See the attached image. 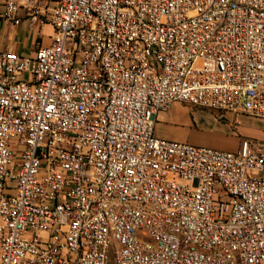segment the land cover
Wrapping results in <instances>:
<instances>
[{
    "label": "built area",
    "instance_id": "obj_1",
    "mask_svg": "<svg viewBox=\"0 0 264 264\" xmlns=\"http://www.w3.org/2000/svg\"><path fill=\"white\" fill-rule=\"evenodd\" d=\"M0 20L35 31L0 51V264H264L258 144L154 133L173 102L264 119V0H0Z\"/></svg>",
    "mask_w": 264,
    "mask_h": 264
},
{
    "label": "crops",
    "instance_id": "obj_2",
    "mask_svg": "<svg viewBox=\"0 0 264 264\" xmlns=\"http://www.w3.org/2000/svg\"><path fill=\"white\" fill-rule=\"evenodd\" d=\"M19 25L12 26L0 20V51H15L18 45L14 42ZM48 27L49 25L41 28ZM47 35L46 42H49ZM35 36L32 40L34 45ZM31 47V49H32ZM200 110V109H198ZM205 111V110H200ZM207 117L195 115L187 106L173 102L166 111L159 112L154 122L155 135L171 140L191 143L199 146H208L220 150L233 151L239 146L241 138H248L257 143L264 153V119L245 113H226L223 118H218L205 111ZM241 116V118H239Z\"/></svg>",
    "mask_w": 264,
    "mask_h": 264
},
{
    "label": "rangeland",
    "instance_id": "obj_3",
    "mask_svg": "<svg viewBox=\"0 0 264 264\" xmlns=\"http://www.w3.org/2000/svg\"><path fill=\"white\" fill-rule=\"evenodd\" d=\"M50 30L48 27H44L43 28V36L41 38V42L45 43L46 42V38L47 35L49 34ZM35 36V31L34 29H30L26 26V24L24 22H22L16 32V34L14 35V42L17 43L18 45V53L19 54H28L31 50V45H32V40ZM193 112H194V116L195 115H203V117L205 118H210L207 117V114L205 111H200L196 108H190ZM239 118H241V116H239Z\"/></svg>",
    "mask_w": 264,
    "mask_h": 264
}]
</instances>
